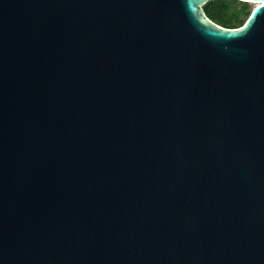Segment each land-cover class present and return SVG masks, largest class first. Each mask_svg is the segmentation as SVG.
<instances>
[{
  "label": "water",
  "instance_id": "95a60500",
  "mask_svg": "<svg viewBox=\"0 0 264 264\" xmlns=\"http://www.w3.org/2000/svg\"><path fill=\"white\" fill-rule=\"evenodd\" d=\"M209 1L0 0V264H264V0Z\"/></svg>",
  "mask_w": 264,
  "mask_h": 264
},
{
  "label": "trees",
  "instance_id": "16d2710c",
  "mask_svg": "<svg viewBox=\"0 0 264 264\" xmlns=\"http://www.w3.org/2000/svg\"><path fill=\"white\" fill-rule=\"evenodd\" d=\"M252 9L249 3L237 0H211L203 6L206 16L211 21L227 29L243 26Z\"/></svg>",
  "mask_w": 264,
  "mask_h": 264
},
{
  "label": "rangeland",
  "instance_id": "374dc122",
  "mask_svg": "<svg viewBox=\"0 0 264 264\" xmlns=\"http://www.w3.org/2000/svg\"><path fill=\"white\" fill-rule=\"evenodd\" d=\"M249 5H250V7H251V8H253V7H254V4H249Z\"/></svg>",
  "mask_w": 264,
  "mask_h": 264
},
{
  "label": "snow or ice",
  "instance_id": "6c2138e0",
  "mask_svg": "<svg viewBox=\"0 0 264 264\" xmlns=\"http://www.w3.org/2000/svg\"><path fill=\"white\" fill-rule=\"evenodd\" d=\"M245 27H247V25H245Z\"/></svg>",
  "mask_w": 264,
  "mask_h": 264
}]
</instances>
